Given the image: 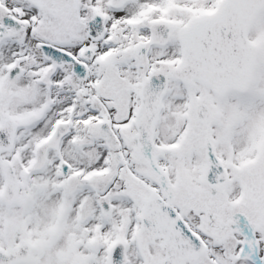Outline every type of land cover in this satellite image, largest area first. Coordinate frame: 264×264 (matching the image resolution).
<instances>
[{
	"label": "snow or ice",
	"instance_id": "6c2138e0",
	"mask_svg": "<svg viewBox=\"0 0 264 264\" xmlns=\"http://www.w3.org/2000/svg\"><path fill=\"white\" fill-rule=\"evenodd\" d=\"M0 264H264V0H0Z\"/></svg>",
	"mask_w": 264,
	"mask_h": 264
}]
</instances>
